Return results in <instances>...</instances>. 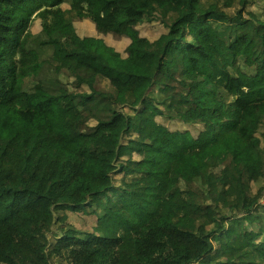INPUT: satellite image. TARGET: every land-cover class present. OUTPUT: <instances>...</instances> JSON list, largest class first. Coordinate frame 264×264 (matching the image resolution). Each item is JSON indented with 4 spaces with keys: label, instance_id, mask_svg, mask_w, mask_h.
I'll list each match as a JSON object with an SVG mask.
<instances>
[{
    "label": "trees",
    "instance_id": "trees-1",
    "mask_svg": "<svg viewBox=\"0 0 264 264\" xmlns=\"http://www.w3.org/2000/svg\"><path fill=\"white\" fill-rule=\"evenodd\" d=\"M0 264H264V0H0Z\"/></svg>",
    "mask_w": 264,
    "mask_h": 264
},
{
    "label": "rangeland",
    "instance_id": "rangeland-1",
    "mask_svg": "<svg viewBox=\"0 0 264 264\" xmlns=\"http://www.w3.org/2000/svg\"><path fill=\"white\" fill-rule=\"evenodd\" d=\"M263 1V0H262ZM66 3H62L60 5V8H63L65 6ZM59 8V7H58ZM250 9V8H249ZM249 9L246 11V13H250ZM57 13H59V10L57 9ZM138 16H145L144 12L142 10H139V8L137 7H130L126 12H124L123 15L119 16L117 19L115 18V20H120V19H125V18H129V17H138ZM88 23V25L90 26V28H92V24L90 21H86ZM31 28L33 30H37L38 29V20L35 19L32 24H31ZM90 39L92 38V35H90ZM91 42V41H90ZM141 118H136V122H139ZM160 120H158V123H153L147 115V111L145 112L144 116H143V124L144 126H150L151 128L149 129H143L142 134L140 136V139L137 141V143H135V145L137 147H139L140 149H138L136 146V149H138L140 152L143 151V149H153V150H164L166 148L169 147V135L167 130L164 127H161L160 124ZM133 150L135 152H137L134 147ZM134 152H132L131 156H134L133 154ZM146 156L154 159L155 155L152 153H146ZM130 157V155H129Z\"/></svg>",
    "mask_w": 264,
    "mask_h": 264
}]
</instances>
